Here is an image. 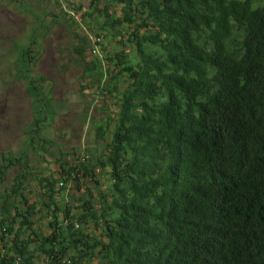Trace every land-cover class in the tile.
Listing matches in <instances>:
<instances>
[{
    "label": "trees",
    "instance_id": "1",
    "mask_svg": "<svg viewBox=\"0 0 264 264\" xmlns=\"http://www.w3.org/2000/svg\"><path fill=\"white\" fill-rule=\"evenodd\" d=\"M93 5L122 48L106 67L74 49L82 89L102 96L98 113L108 100L115 112L95 123L94 150L58 152L57 174L31 169L28 154L53 144L38 134L1 153L0 183L14 171L0 193V264H264V0ZM31 47L21 74L42 108L25 75ZM69 184L85 188L71 199Z\"/></svg>",
    "mask_w": 264,
    "mask_h": 264
},
{
    "label": "rangeland",
    "instance_id": "2",
    "mask_svg": "<svg viewBox=\"0 0 264 264\" xmlns=\"http://www.w3.org/2000/svg\"><path fill=\"white\" fill-rule=\"evenodd\" d=\"M95 1L100 8L108 2L0 0V157L1 153L8 157L18 155L26 149L30 136L38 134L53 144L48 154L42 150L38 156L28 154L31 169L36 173L57 174L59 151L72 161L73 153L84 154L100 145L101 141L94 139L95 123L115 112V108L108 100V107L102 108V113L97 112L95 107L102 105V96L82 89L87 84L82 78L83 62L74 49L84 46L82 55L86 61L97 57L100 63H105L104 55L116 53L122 47L118 42L120 36H112L113 30L100 31L103 19L93 11ZM111 7L120 14L121 5ZM83 38L88 40L86 45L81 41ZM28 47L31 50L25 75L34 78L42 88L38 93L48 98L42 108L32 107L33 99L21 74L24 68L21 54ZM93 49L98 53H93ZM13 171L0 183V193L10 186ZM84 184L93 188L90 182ZM31 188L33 193L28 195L33 201L38 197V188L34 183ZM84 188L77 190L69 184L68 196L76 198Z\"/></svg>",
    "mask_w": 264,
    "mask_h": 264
},
{
    "label": "built area",
    "instance_id": "3",
    "mask_svg": "<svg viewBox=\"0 0 264 264\" xmlns=\"http://www.w3.org/2000/svg\"><path fill=\"white\" fill-rule=\"evenodd\" d=\"M93 53L97 54L98 53L97 49H93Z\"/></svg>",
    "mask_w": 264,
    "mask_h": 264
}]
</instances>
